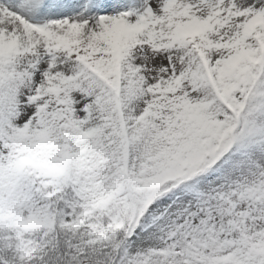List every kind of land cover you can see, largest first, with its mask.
Returning <instances> with one entry per match:
<instances>
[{"label":"snow or ice","instance_id":"obj_1","mask_svg":"<svg viewBox=\"0 0 264 264\" xmlns=\"http://www.w3.org/2000/svg\"><path fill=\"white\" fill-rule=\"evenodd\" d=\"M0 264H264V0H0Z\"/></svg>","mask_w":264,"mask_h":264}]
</instances>
